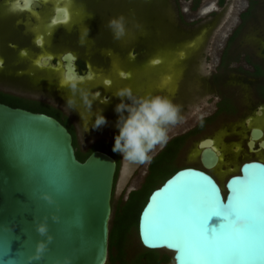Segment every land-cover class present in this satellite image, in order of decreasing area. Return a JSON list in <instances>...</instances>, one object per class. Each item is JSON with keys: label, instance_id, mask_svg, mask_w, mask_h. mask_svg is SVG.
<instances>
[{"label": "rangeland", "instance_id": "rangeland-1", "mask_svg": "<svg viewBox=\"0 0 264 264\" xmlns=\"http://www.w3.org/2000/svg\"><path fill=\"white\" fill-rule=\"evenodd\" d=\"M6 1L8 0H0V60L3 62L0 65V95L14 100L19 107L29 109L43 104L59 113L73 127L74 148L80 154H85L94 145L104 141L112 151L114 135L118 129L116 123L110 122L109 119L119 113L114 111L115 102L104 103L102 110L107 123L93 129L92 124L100 109H96L94 113L88 112V107L81 97V90L74 96L75 99L64 92L68 96L66 99L72 98L74 105L80 107V112L86 117L88 130L84 131V122L79 121L71 107H66V99L62 98L60 92L54 88H45L44 82V86L39 87L42 81L39 84L33 82L40 74L45 76L43 79H49L52 74L59 87L60 81L64 79L62 72L58 66L52 69V66L47 64V59L60 47L69 48L76 53L77 70L80 73L86 69L88 62L100 71L108 70L112 61L117 62L124 68L133 69L134 97L160 94L168 96L179 106L176 122L167 125V141L156 145L150 156L152 158L159 153L173 138L183 136V143L173 155L170 162L171 171L143 192L136 208V203L128 201V198L132 192L143 186L151 158L143 163H131L123 160L121 154L112 151L117 167L111 194L109 228L115 219L117 242L130 256L143 252L160 259L159 264H172L169 251L147 249L138 239L137 215L147 194L180 167L202 168L197 143L203 138L212 140L222 152L223 161L213 169L207 170L221 186L226 178L238 172L242 162L252 159L251 155L240 151L235 153L232 149L234 145L237 147L238 144H243L242 134L247 128H244L242 118L247 113L252 115L255 104L250 98L251 90L249 85L245 84V77L239 78L234 75L236 73L226 72L227 68L234 69L240 65L239 60L233 62L232 58H219L225 34L222 27L233 5L227 4V7L219 9L221 12L215 16L193 19L191 0H162V3L161 0H81L83 23L54 29L51 43L45 46L46 53L41 57L40 64L43 68L39 69L31 67L36 52L29 42V35L21 26V23L25 24V17L16 23L19 16L11 17L10 14L14 11L11 8L12 11L7 12L8 8L3 7ZM35 6L36 4L32 6L33 11L39 9ZM181 10H186L187 15ZM118 16L124 18L125 33L116 39L108 21ZM86 28L89 29L87 35ZM202 28H207L205 34L200 32ZM199 33L201 36L204 34L201 45H186L187 40L194 39ZM9 42L19 46L20 52L27 53L25 60H21L19 53ZM217 43H220L219 46ZM179 48H184L182 57L176 55ZM152 55H157L160 59H156L155 62L158 63L153 65L149 63ZM225 61L229 62L228 65ZM97 81H92L94 86L98 84ZM96 88H99L98 85ZM242 102L245 107L240 110L239 104ZM62 117L60 119H63ZM262 123L264 119L252 121V124ZM139 195L140 193L135 197ZM107 264L111 263L108 261Z\"/></svg>", "mask_w": 264, "mask_h": 264}, {"label": "water", "instance_id": "water-1", "mask_svg": "<svg viewBox=\"0 0 264 264\" xmlns=\"http://www.w3.org/2000/svg\"><path fill=\"white\" fill-rule=\"evenodd\" d=\"M63 11H55L56 22H60ZM31 46L37 49L32 43ZM48 59L55 68L56 54ZM61 59L74 75L84 77L90 71L87 66L79 73L73 63L76 58L69 52ZM41 81L45 88H54L61 95L63 91L70 97L79 93V87L76 92L57 87L52 74L49 79L38 75L33 80L38 84ZM251 135L250 146L261 137L262 130L252 128ZM260 144L264 146V140ZM197 147L202 168L176 169L147 194L137 215L141 244L150 250L169 251L172 264H183V258L175 240L159 233L181 190L196 184L209 185L227 203L233 188L239 186L233 184L234 180L264 173L263 160H246L239 172L226 178L221 186L207 171L217 165L219 151L212 140L201 139ZM115 172V158L104 151L93 150L83 161L77 159L70 132L55 117L0 102V264H107ZM222 221V216H210L209 232ZM40 222L47 223L52 240L37 259V241L46 239L36 230Z\"/></svg>", "mask_w": 264, "mask_h": 264}, {"label": "flooded vegetation", "instance_id": "flooded-vegetation-1", "mask_svg": "<svg viewBox=\"0 0 264 264\" xmlns=\"http://www.w3.org/2000/svg\"><path fill=\"white\" fill-rule=\"evenodd\" d=\"M232 1L234 2H230V0H191V4L193 6L192 7L190 4V7L192 9L191 15L193 16V19H199L201 17H206L208 15L215 16L221 12L219 11V9L227 7V4L230 3L233 5L231 9V13L229 14V16H227L226 20L224 21V26L222 27L225 34L223 35V40L221 43L222 48L219 52V58L221 57H223V59L232 58L233 62L239 60V62L241 63L240 65L236 66V68L234 69L227 68L226 72L236 73L234 75H238L239 78L245 77L246 79L245 84L249 85V88L251 90L250 98L251 100L253 99L255 104L253 106L254 107L253 110L251 111L252 115L250 114L248 115L247 113L242 118V124L244 128H247L246 131L244 129V132L242 134V138L244 139L243 144L241 145L238 144L237 147H235L234 145L232 149L235 153L240 151L241 153H244L245 155H251L252 157L251 160L259 159V160L264 161V146H261L260 144L261 140H264V123L252 124V121L254 119H258V120L264 119V0H232ZM161 3H162V0H161ZM34 4L39 5V9L37 11L32 10L33 9L32 6ZM82 5H83V2L81 0H8L6 1L3 7L8 8L7 12L12 11L11 8H13L14 12H11L10 14L11 17L19 16L17 21L15 20L16 23L18 21L23 20L22 18L25 17V24L22 25L21 23V26L23 27V29H25V32L29 35V42L31 41V43L37 48L34 51L36 53L33 56L31 67L33 68L35 67L39 69L43 68V66H41L40 64L41 57L44 56L46 53L45 46L51 43L52 34L55 28H58V27H68L69 28L73 23H77L78 25H81L83 23V15H82L83 6ZM60 8L64 10L66 13L63 11L64 16L61 17L60 22H56L54 19V14H55V11ZM181 11L185 15H187L186 10H181ZM73 13L75 14V16H73L74 15ZM34 14L40 15L41 19L39 20L36 19ZM182 25H185V23H182ZM186 26H189V25L186 24ZM200 30H201L200 31L201 33L203 32L205 34L207 28H202ZM204 34L201 36L199 33L196 35V37H194V39L191 38L187 40L188 42L186 41V45H189L191 43L194 46L201 45L202 37L204 36ZM9 43L13 44V42H9ZM37 43L39 44V46L37 45ZM219 44L220 43H217L218 46ZM15 46L17 47L16 44H13L14 48ZM16 52L19 53V57L21 58V60L26 59L27 53H25L24 51L20 52V47L18 50H16ZM65 52H69L70 54H72L74 58H76V53H74L69 48H65V47H60L58 51H56L55 53H51L49 58L52 59L54 54H56V56L58 57V64L55 67L58 66V68L62 72L63 77L77 76V75L72 74L68 70H66V68L64 67L61 56ZM183 52H184V48H179L176 51L177 53L176 55L182 57L184 54ZM156 59L158 61L159 57L157 55H152L150 56L149 61L155 62ZM76 61H77V58L74 60L73 63L75 64L76 69H78L77 67L78 65L76 64ZM1 62L2 61L0 60V63ZM112 62L109 65V69L106 71L96 70L95 67L91 69V63L88 62V66H90V71L86 76H84L85 79L83 83L79 85V88L81 89L82 87H85L86 90H90L91 87H94V84H93L94 82L92 81L96 80V78L97 80H99L98 78H101V80H99L101 89L100 88L99 89L102 92V90H104L105 88L104 85H106L104 83H107L108 81V78L103 79V75L104 74L109 75L108 73L112 71L111 70V67L113 65ZM225 62L228 65L229 62L228 61H225ZM47 64L51 66L50 59H47ZM86 68H87V65H86ZM40 76L42 78L45 77L42 74H40ZM119 78H121V80L127 78L126 72L120 71ZM42 83L43 82L39 84V87L44 86ZM68 90L70 89L68 88ZM116 90L117 89H112V92L115 93ZM96 91L98 90L94 89L93 92H96ZM112 92L110 91V89H106L103 91V94L102 93L100 94V96L107 97L109 99ZM62 94H63L62 98L66 99V97H68L67 94L64 93V91L62 92ZM90 97H91V94H89V98ZM77 98L79 99L78 96ZM99 102H100L99 98L96 99L95 102L93 100V104H91V108H88L87 111L90 113H94L96 109L98 108L100 109ZM132 102L133 100L130 99L129 102L127 103L131 104ZM244 102H246V100ZM244 102L239 104L240 110L245 107ZM71 108L79 117V121H81L82 123L84 122L85 124L86 117L83 116L82 113L80 112V109H79L80 107L78 108V106L73 104ZM234 108H235V102H234ZM258 111H260V114L258 113ZM37 112L46 113L44 111H37ZM49 115L58 119L68 129V131L70 132L72 136V144H73V139H75V133H74L73 127L59 113L57 114V116L59 115L58 117L55 116L54 114L53 115L49 114ZM119 115L121 114H115L113 117H110L109 121L112 123H116L117 125V118ZM81 116L83 117V119L81 118ZM60 117H62L63 119H60ZM252 128H260L262 130V135L260 138L254 139L253 145L250 146L249 141L252 139V135H251ZM215 147L221 153L220 154L221 160L218 161V162H221L224 159L222 156V152L217 146ZM116 167H117V162H116ZM157 264H159V262Z\"/></svg>", "mask_w": 264, "mask_h": 264}, {"label": "snow or ice", "instance_id": "snow-or-ice-1", "mask_svg": "<svg viewBox=\"0 0 264 264\" xmlns=\"http://www.w3.org/2000/svg\"><path fill=\"white\" fill-rule=\"evenodd\" d=\"M233 184L239 186L227 203L204 184L181 190L173 200L159 234L175 240L183 264H264V173ZM212 215L223 221L209 232Z\"/></svg>", "mask_w": 264, "mask_h": 264}, {"label": "clouds", "instance_id": "clouds-1", "mask_svg": "<svg viewBox=\"0 0 264 264\" xmlns=\"http://www.w3.org/2000/svg\"><path fill=\"white\" fill-rule=\"evenodd\" d=\"M108 26L112 30L114 38L119 39L125 33L123 16L113 17L108 21ZM89 29L86 28V35ZM132 55V53H130ZM84 77L73 76L60 81L59 87H68L72 92H76L79 85L83 83ZM106 88V85H104ZM120 97V102L115 105L114 111L121 114L117 118L118 132L114 135L112 151L121 154L122 159L131 163H143L151 158L150 153L156 145H162L167 141V125L174 124L177 120L179 106L176 105L168 96L160 94H146L140 97H134L130 86L118 88L114 93ZM81 97L84 104L90 108L92 101L99 98L101 103H108L107 97H101L100 93H91L81 90ZM130 98L133 103L124 102V98ZM72 98L66 100V107L73 106ZM83 119V117L81 116ZM107 123L103 110L97 111L92 128H99ZM88 130L85 123L84 131ZM45 199L49 197L45 196ZM53 219H56L53 217ZM239 222L243 223L244 218ZM36 230L46 239L37 241L36 258L46 250L47 243L52 240L48 234V225L46 222H40L36 225Z\"/></svg>", "mask_w": 264, "mask_h": 264}, {"label": "trees", "instance_id": "trees-1", "mask_svg": "<svg viewBox=\"0 0 264 264\" xmlns=\"http://www.w3.org/2000/svg\"><path fill=\"white\" fill-rule=\"evenodd\" d=\"M0 102H4L14 107L18 106V103H16L14 100L7 99L5 96L2 95H0ZM29 109L33 111H44L52 115L55 113L53 109H50L43 104H40L38 107H30ZM55 116H57L56 113ZM74 141L75 139H73V145L75 143ZM182 143H183V136L173 138L163 147V149L159 153H157L154 157H152L148 167V175L143 186L137 191L132 192V194L128 198L129 199L128 201L131 200L133 203H136L135 208L142 199L143 192L147 188H149V186L157 183L158 180H160L164 175H166L171 171L172 164L170 165V162L172 161L173 155L177 152V150L182 145ZM93 150L104 151L110 154L111 156H113L111 147H109L108 144L105 142H100V144L98 143L94 145L91 148V150L87 151L85 154H80L75 149V155L77 159L83 161ZM138 193H140V195L138 197H135V195ZM159 260L160 259H158L154 255H149L143 252L142 253L140 252L138 255L135 256H130L129 253L125 249H123V247L121 248L117 242L116 221L114 219L112 226L109 228V238H108V261L111 264H157Z\"/></svg>", "mask_w": 264, "mask_h": 264}, {"label": "bare ground", "instance_id": "bare-ground-1", "mask_svg": "<svg viewBox=\"0 0 264 264\" xmlns=\"http://www.w3.org/2000/svg\"><path fill=\"white\" fill-rule=\"evenodd\" d=\"M30 2V1H29ZM67 3H68V1H67ZM45 4V3H44ZM73 4V3H72ZM59 5V4H58ZM71 5V4H70ZM73 6V5H72ZM49 7V6H48ZM74 7V6H73ZM31 8V7H30ZM32 9V8H31ZM72 9V8H71ZM77 9V8H76ZM67 10V9H66ZM27 12V11H26ZM65 12V11H64ZM75 12V11H74ZM48 13V12H47ZM66 13V12H65ZM80 13V12H79ZM74 14V13H73ZM72 14V15H73ZM78 14V13H77ZM81 14V13H80ZM35 15V14H34ZM71 16V15H70ZM73 16H75V14L73 15ZM50 17V16H49ZM81 17H82V15H81ZM35 18L36 19H41V17H40V15H35ZM30 19V18H29ZM33 19V18H32ZM65 19H66V17H65ZM80 19V18H79ZM82 19V18H81ZM48 20V19H47ZM34 22V21H33ZM48 22V21H47ZM78 22V21H77ZM81 23V22H80ZM53 27V26H52ZM52 31V30H51ZM47 33H49V32H47ZM40 34V33H39ZM40 36V35H39ZM48 38V37H47ZM41 39V38H40ZM43 43V42H42ZM152 59V58H151ZM150 59V60H151ZM158 61H160V59L158 60ZM149 63L150 64H154V63H158V62H150L149 61ZM111 72L110 73H108L109 75H106V74H104L103 75V79L104 78H108V82L106 83V88H104V90H106V89H111V88H113V89H118V88H122V87H124V86H130L131 87V89H132V87H133V85H132V82H133V69L131 68V67H126V68H124L122 65H119L117 62H113V65H112V67H111ZM120 71L121 72H126V76H127V78H125V79H122L121 80V78H119V74H120ZM125 75V74H124ZM71 77H73V76H70V78ZM101 77H102V75H101ZM125 77V76H124ZM67 77H64V79H66ZM90 78H92V77H90ZM95 79V78H94ZM93 79V80H94ZM99 80H101V78H98ZM98 80V81H99ZM96 81H97V78H96ZM97 81V82H98ZM98 87L100 88L101 86H100V84H99V82H98ZM96 85V86H97ZM96 86H94V87H92L91 89L92 90H89L90 91V93L89 94H91L93 91H94V89L95 90H98V92L100 91V89L99 88H96ZM104 90H102V92L100 91V94L102 93L103 94V91ZM97 92V91H96ZM106 92V91H105ZM112 92V91H111ZM105 94V93H104ZM119 99H121L120 97H117V96H115L113 93L110 95V97H109V99H108V103H112V102H115L116 104L119 102ZM129 100H130V98L128 99L127 97H125L124 98V102L125 103H127V102H129ZM94 102H95V100H94ZM100 103V102H99ZM104 103H100V109H102V108H104L105 106L103 105ZM97 105V104H96ZM99 109V108H98ZM213 144V143H212ZM215 149H217L216 147H214ZM218 150V149H217ZM219 151V150H218ZM220 152H219V157H220V159L219 160H221V156H220ZM198 156H200V148H199V150H198ZM218 160V161H219ZM219 162H217L216 164H218ZM242 164V163H241ZM240 164V165H241ZM239 168H240V166H239ZM239 168H238V172H239ZM211 169H213V168H209V170H211ZM236 173V172H235ZM231 176V175H230ZM229 176V177H230Z\"/></svg>", "mask_w": 264, "mask_h": 264}]
</instances>
